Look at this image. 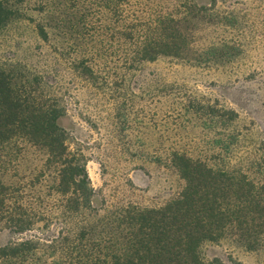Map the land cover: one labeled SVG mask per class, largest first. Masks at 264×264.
<instances>
[{
    "label": "rangeland",
    "instance_id": "obj_1",
    "mask_svg": "<svg viewBox=\"0 0 264 264\" xmlns=\"http://www.w3.org/2000/svg\"><path fill=\"white\" fill-rule=\"evenodd\" d=\"M62 1L18 2L20 16L0 31V65L20 64L62 94L66 115L59 125L70 148L87 158L95 207L168 203L183 186L172 166L175 152L218 168L229 135L237 155L264 146V0H125L119 13L126 18L135 14L146 22L172 15L189 49L187 60L158 57L121 68L102 90L103 84L89 87L70 69L81 50L71 25L96 42L98 34L109 33L114 17L103 3L80 0L83 8L75 11ZM42 2L48 4L44 10ZM37 24L45 26L47 42L37 35ZM104 44L106 50L117 48ZM42 162L41 150L26 147L16 174L27 181ZM16 238L0 224V247ZM199 254L206 263L260 264L264 251H247L224 237L203 243Z\"/></svg>",
    "mask_w": 264,
    "mask_h": 264
},
{
    "label": "trees",
    "instance_id": "obj_2",
    "mask_svg": "<svg viewBox=\"0 0 264 264\" xmlns=\"http://www.w3.org/2000/svg\"><path fill=\"white\" fill-rule=\"evenodd\" d=\"M124 1L87 0L89 6L103 3L114 17L109 33L98 34L96 42L71 25L70 36L79 35L81 50L70 69L94 89L108 88L121 68L158 57L187 60L189 49L172 15L146 22L135 14L126 18L119 13ZM18 2L0 0V31L20 16ZM60 3L70 10L83 8L80 0ZM47 5L42 2L40 9ZM121 23L124 28L115 30ZM35 28L47 42L45 26ZM105 41L117 48L106 50ZM123 43L127 46L120 50ZM113 105L120 108L117 101ZM65 115L64 97L43 76L20 64L0 65V224L18 236L0 247V264H215L204 262L199 248L224 237L247 251H264V146L237 155L229 135L222 144L227 156L218 168L175 152L172 166L183 186L168 203L95 207L87 158L81 149L70 148L59 125ZM26 147L43 152L41 168L27 181L15 171Z\"/></svg>",
    "mask_w": 264,
    "mask_h": 264
}]
</instances>
